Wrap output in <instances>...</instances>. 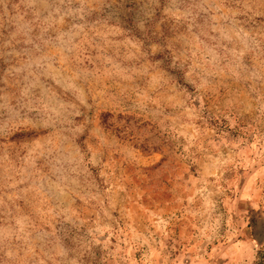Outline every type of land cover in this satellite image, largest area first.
<instances>
[{
  "label": "clouds",
  "instance_id": "obj_1",
  "mask_svg": "<svg viewBox=\"0 0 264 264\" xmlns=\"http://www.w3.org/2000/svg\"><path fill=\"white\" fill-rule=\"evenodd\" d=\"M185 240L264 264V0H0V264H179Z\"/></svg>",
  "mask_w": 264,
  "mask_h": 264
},
{
  "label": "rangeland",
  "instance_id": "obj_2",
  "mask_svg": "<svg viewBox=\"0 0 264 264\" xmlns=\"http://www.w3.org/2000/svg\"><path fill=\"white\" fill-rule=\"evenodd\" d=\"M255 167V164L247 157H242V163L239 167H236L233 169L231 173H225L224 178L230 181H235L234 184V190L238 192L241 203L245 201H251L253 196L255 195V185L259 181V173L251 171L252 168ZM189 172L193 173L195 175V168H190ZM184 179H188L187 174L185 175ZM168 198H170V194H167ZM144 204L146 206V211L143 213L145 216V222L147 221V218L149 214H151L152 209L150 207L151 201L145 197ZM157 197H153L152 200H156ZM164 231H167V228L164 229ZM180 238V229L174 228L173 229V239H179ZM168 245H172V241H167ZM192 243L190 241L185 240L183 244H187L188 247L184 248L183 244H178L175 246V251L173 253L172 258H176L182 255H184V259H182L179 264H194L193 257L196 256L195 252L192 250ZM237 253L242 254L244 251V248L242 246H237ZM210 251V250H209ZM140 253H136V257L139 258Z\"/></svg>",
  "mask_w": 264,
  "mask_h": 264
}]
</instances>
